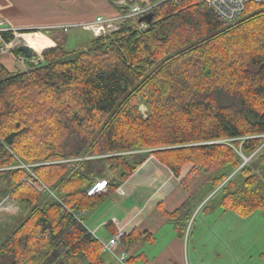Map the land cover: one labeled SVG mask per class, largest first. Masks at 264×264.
I'll list each match as a JSON object with an SVG mask.
<instances>
[{"label":"trees","instance_id":"obj_1","mask_svg":"<svg viewBox=\"0 0 264 264\" xmlns=\"http://www.w3.org/2000/svg\"><path fill=\"white\" fill-rule=\"evenodd\" d=\"M148 3L145 30L126 21L78 52L52 37L61 31L18 33L29 49L48 39L52 46L40 68L12 74L0 65V199L25 213L0 243V264H108L70 211L96 207L100 195H86L94 179L107 178L114 192L150 155L184 191L204 175L213 192L237 170L217 205L264 219V9L227 25L199 0ZM137 97L149 111L144 120ZM194 194L171 213L160 208L180 237ZM149 238L133 231L121 245Z\"/></svg>","mask_w":264,"mask_h":264},{"label":"crops","instance_id":"obj_2","mask_svg":"<svg viewBox=\"0 0 264 264\" xmlns=\"http://www.w3.org/2000/svg\"><path fill=\"white\" fill-rule=\"evenodd\" d=\"M96 2L97 0H16L15 9L11 7V3L0 0V16L1 12H4L6 18L3 19H6L12 28L28 31L32 28L47 29L71 23H85L92 21L98 15L115 14L112 10L90 13V10L100 12L92 10L94 8L89 6ZM18 13L26 17L32 16L35 20L19 22L20 20L14 18ZM87 33L90 35L89 32ZM54 35L56 34L52 33V37ZM64 41L66 42V38ZM5 59L8 61L7 58ZM153 161L154 159H149L143 163L118 187V191L106 190L100 194L97 197L98 204L84 214L82 223L99 242H106L117 227L124 229L125 236L133 231L140 234L147 232L150 235L147 241L134 242L120 248L129 258H133V264H194L188 259H183L185 237L177 235L173 224L166 215H162L160 210L162 208L167 213H171L182 204L183 199L179 193L181 192L179 187L181 189L182 187L178 179L168 174L167 168ZM140 171L143 173L140 174ZM165 182L172 185L171 189H168L166 185L169 184ZM162 185L164 189L161 188ZM107 263L118 264L110 255L107 256Z\"/></svg>","mask_w":264,"mask_h":264},{"label":"rangeland","instance_id":"obj_3","mask_svg":"<svg viewBox=\"0 0 264 264\" xmlns=\"http://www.w3.org/2000/svg\"><path fill=\"white\" fill-rule=\"evenodd\" d=\"M4 1L11 3V7L15 9L17 8L16 0ZM121 1L124 0H97L96 3L90 4L89 6L94 8L90 9L100 12H91L90 10V13H103L104 11L112 10L113 12H115V14H120L122 10L121 8H123L122 6L125 7V5L123 4L122 6H118L115 5V2L119 3ZM135 1L138 3L145 2V0H132V2L136 3ZM146 1L150 2V0ZM199 1L201 2V0ZM130 4L128 3V5ZM255 10L256 9H254V11ZM254 11H248L245 16H248ZM0 17H2L1 19L6 18L5 13L1 12ZM14 18L16 20H20L19 22L23 23L35 20V18L32 16L26 17L24 14L19 13L16 14ZM3 20L6 21V19ZM54 29L55 28H40L37 29V31H39V34L40 32H43L42 34H47L48 31L49 33H51L53 31L60 32L62 30L60 28H56L55 30ZM90 35L87 32H84L82 29H72L67 34H56L53 36V38L59 42L63 41L64 38H66V42H64V49L70 52H78L79 50L88 49V47L91 45L94 39ZM72 56L73 53H71V55L68 57ZM8 61L6 59L1 60L0 58V65H2L8 72L12 74L26 72L28 70H25L23 68L16 69L15 66L11 67L10 63L12 62L10 59H8ZM135 102L139 117L142 120L146 119L148 117L149 111L144 100L140 97H137L135 98ZM220 143L227 144V141H223ZM263 146L264 143L262 147ZM151 150L153 149L143 150L141 151L142 153L140 155L136 154L134 156L143 157L144 154H150L149 152ZM240 155L243 156L242 154ZM254 155L255 153L247 158L243 156L242 164L240 167L247 164L250 160H254ZM149 159H154V161L158 162L154 157H152V155H150L146 159V161ZM163 167L165 169L167 168L165 166ZM190 167L191 166L187 167L183 171V174L188 172L190 170ZM167 170L169 171L168 174L170 173L171 175L172 173L170 172V170L168 168ZM236 172L237 170L233 171L229 175V177H227L222 182L219 188L215 189L213 192H211L210 188L205 185L206 177L204 175H200L199 177H192V179H190L187 184L188 190L186 191L182 190L179 187V189L181 190V192L179 193L182 196L183 201L187 196L195 193L193 196L195 197L194 204L196 206L189 216L190 220L186 225L184 232V260L188 259L189 262H193L194 264H264V219L261 216L260 212L257 211L247 217H240L235 212L230 210H223L220 206L217 205L215 196L219 194L218 190L223 184L228 182V180L233 177ZM139 173L141 174L143 172L140 171ZM258 175L264 183V173H258ZM163 185L161 188L164 189L165 187H163ZM166 186L168 187V189H171L172 187L171 184H169V186ZM0 190L5 191L3 185L1 184ZM204 194H208V197L205 198L201 203H199L202 199V195ZM16 208L17 207H14L13 203H11L9 199L5 198L0 202V243L23 220V216L25 215V213L24 215L22 213L20 214V211H18V208Z\"/></svg>","mask_w":264,"mask_h":264},{"label":"built area","instance_id":"obj_4","mask_svg":"<svg viewBox=\"0 0 264 264\" xmlns=\"http://www.w3.org/2000/svg\"><path fill=\"white\" fill-rule=\"evenodd\" d=\"M131 3L127 5V3ZM136 2V1H135ZM214 14L225 24H232L246 11H253L256 8L264 9V0H201ZM123 6L126 12L124 14H113L110 16L98 15L92 21L85 23H71L62 26H53L47 29L60 28L63 33H68L72 29H82L85 32H89L93 38L105 37L106 35L115 32L119 25L126 21H132L139 30H145L148 25L138 23V19L151 13L153 5L145 2H132L131 0H124L121 2H115V5ZM80 27V28H76ZM40 28H32L37 30ZM24 31L22 29L12 28L7 21L0 18V58L10 59L12 63L10 65L15 66L16 69L23 68L29 70L30 68H40L45 64L44 51L51 47V42H44L36 49H31L30 57L25 55L16 54L18 49L25 45V40L18 33ZM9 62V61H8ZM81 161L80 159L70 160L69 162ZM107 180L97 179L92 182V185L87 189V197H96L106 191ZM40 191L47 190L44 186L38 188ZM48 191V190H47ZM118 191V189H117ZM120 191V190H119ZM51 195H53L50 192ZM73 216L80 222L85 212H72ZM113 223L114 220H112ZM125 236V231L121 227H117L113 235L106 241L100 242L102 245V252L106 255L114 257L118 264H130L128 262L129 256L125 251H121V240Z\"/></svg>","mask_w":264,"mask_h":264},{"label":"water","instance_id":"obj_5","mask_svg":"<svg viewBox=\"0 0 264 264\" xmlns=\"http://www.w3.org/2000/svg\"><path fill=\"white\" fill-rule=\"evenodd\" d=\"M60 1H69V0H60ZM152 17H153V14L152 13H149L147 15H145L144 17L138 19V23H142V22H145L147 25H150L151 24V21H152ZM18 51H20L23 55H25L26 57H30L31 55V49H29L28 46L26 45H23L21 46Z\"/></svg>","mask_w":264,"mask_h":264},{"label":"bare ground","instance_id":"obj_6","mask_svg":"<svg viewBox=\"0 0 264 264\" xmlns=\"http://www.w3.org/2000/svg\"><path fill=\"white\" fill-rule=\"evenodd\" d=\"M132 1V0H131ZM142 1V0H141ZM146 1V0H145ZM129 3V2H128ZM128 3H127V5H128ZM130 4V3H129ZM123 7V6H122ZM121 8V7H120ZM55 30V29H54ZM25 31V30H24ZM29 31V30H28ZM42 31V30H41ZM30 44H31V41L30 40H28V39H26ZM49 41V40H48ZM48 41H45V42H48ZM51 42V41H50Z\"/></svg>","mask_w":264,"mask_h":264}]
</instances>
